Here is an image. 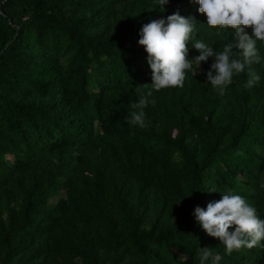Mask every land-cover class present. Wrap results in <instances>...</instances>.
Here are the masks:
<instances>
[{
    "label": "trees",
    "instance_id": "16d2710c",
    "mask_svg": "<svg viewBox=\"0 0 264 264\" xmlns=\"http://www.w3.org/2000/svg\"><path fill=\"white\" fill-rule=\"evenodd\" d=\"M163 7L0 0V264H200L204 247L218 264H264V241L228 255L194 215L231 190L264 219V43L255 86L245 72L221 95L207 82L209 57L183 87L153 90L149 123L131 126L132 103L152 89L144 24L191 19L189 59L196 40L236 43L231 29L208 27L196 0ZM150 203H169L175 221L142 227Z\"/></svg>",
    "mask_w": 264,
    "mask_h": 264
},
{
    "label": "clouds",
    "instance_id": "9594fccd",
    "mask_svg": "<svg viewBox=\"0 0 264 264\" xmlns=\"http://www.w3.org/2000/svg\"><path fill=\"white\" fill-rule=\"evenodd\" d=\"M199 13L206 16L210 29H231L234 32L235 44L227 43L217 51L212 45L202 40L193 44L199 55L189 59L188 43L193 39L195 23L181 16L179 12L168 15L166 19H154L142 26L139 45L148 54L147 62L152 74V89L140 94L138 102L132 103L133 111L126 118L131 126L145 127L146 114L143 111L153 96V90L183 87L186 72L196 70L201 62L214 57L211 70L207 72V82L223 95L227 86L233 83L234 76L246 72L245 87L255 86L261 79L251 65L261 63L257 42L264 43V0H196ZM168 0H158L164 9ZM252 29V35L245 32ZM239 49L238 54L233 48ZM147 85V84H144ZM195 218L199 226L210 237L216 238L225 246L226 254L234 250L251 249L264 241V219L257 215L256 208L245 198L227 190L221 199L209 202L206 209L197 207ZM234 227V231H230ZM200 264H218L209 247L198 250Z\"/></svg>",
    "mask_w": 264,
    "mask_h": 264
},
{
    "label": "rangeland",
    "instance_id": "374dc122",
    "mask_svg": "<svg viewBox=\"0 0 264 264\" xmlns=\"http://www.w3.org/2000/svg\"><path fill=\"white\" fill-rule=\"evenodd\" d=\"M145 123L148 124L149 120L148 119L145 120ZM155 127L158 128V125H155ZM260 178H261L260 180L264 179V173L260 176ZM207 196H210V195L207 194L206 197ZM57 198H58L57 196L53 197L52 199H50V202L51 203L56 202ZM109 212L115 214L114 220H117V223L120 229H122V225L125 223V221H123L124 216L121 214V212L119 210H116L112 204H110ZM117 216L119 217L117 218ZM145 217L146 219H145V222L142 224V227H147L150 222L155 221L156 217H158V223H161V224H164L166 222L172 223L175 221L174 213L169 203L165 204L163 207L155 203L148 204L145 207ZM125 244L127 245V242L124 243L123 245ZM104 251L105 249H101L100 253H103ZM124 259L125 261L132 259V253L128 252ZM75 261L77 262L76 264H80L79 258H76Z\"/></svg>",
    "mask_w": 264,
    "mask_h": 264
}]
</instances>
